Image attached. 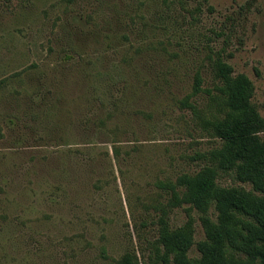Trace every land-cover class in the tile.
Returning <instances> with one entry per match:
<instances>
[{
	"label": "rangeland",
	"instance_id": "rangeland-1",
	"mask_svg": "<svg viewBox=\"0 0 264 264\" xmlns=\"http://www.w3.org/2000/svg\"><path fill=\"white\" fill-rule=\"evenodd\" d=\"M217 54L264 117V0H0V264H151L188 220L160 185L218 144L178 105Z\"/></svg>",
	"mask_w": 264,
	"mask_h": 264
},
{
	"label": "trees",
	"instance_id": "trees-1",
	"mask_svg": "<svg viewBox=\"0 0 264 264\" xmlns=\"http://www.w3.org/2000/svg\"><path fill=\"white\" fill-rule=\"evenodd\" d=\"M210 61L214 87L203 89L197 72L192 93L178 105L218 144L202 157L205 166L198 172L160 185L171 195L170 211L189 206L188 220L173 228L168 211L162 210L151 264H264V117L253 103L251 79L235 75L220 54ZM200 94L206 96L203 103L197 100ZM224 176L250 189L223 186L219 180ZM194 210L205 234L197 243ZM194 246L198 257L190 256ZM118 264L139 262L126 254Z\"/></svg>",
	"mask_w": 264,
	"mask_h": 264
}]
</instances>
